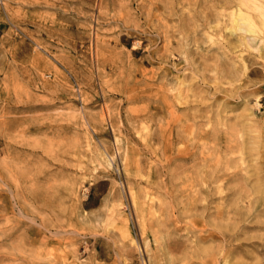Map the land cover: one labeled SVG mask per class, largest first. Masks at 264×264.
<instances>
[{
	"label": "rangeland",
	"instance_id": "374dc122",
	"mask_svg": "<svg viewBox=\"0 0 264 264\" xmlns=\"http://www.w3.org/2000/svg\"><path fill=\"white\" fill-rule=\"evenodd\" d=\"M0 264H264V0H0Z\"/></svg>",
	"mask_w": 264,
	"mask_h": 264
},
{
	"label": "bare ground",
	"instance_id": "6f19581e",
	"mask_svg": "<svg viewBox=\"0 0 264 264\" xmlns=\"http://www.w3.org/2000/svg\"><path fill=\"white\" fill-rule=\"evenodd\" d=\"M252 3V2H251ZM238 16V15H237ZM245 16V15H244ZM241 18H242V16H240ZM248 18V17H247ZM243 19V18H242ZM249 20V19H248ZM250 21V20H249ZM246 23H248V22H246ZM242 25H244V26H240V29H243V30H245V31H249L250 29H248L247 28V25H245V22L244 23H242ZM251 25H254V24H252L251 23ZM251 27V26H250ZM234 30V29H233ZM246 43L248 44V47L249 46H251V45H253L252 43H253V38H251L250 40H247L246 41ZM253 146V145H252ZM218 187V186H217ZM223 233V232H222Z\"/></svg>",
	"mask_w": 264,
	"mask_h": 264
}]
</instances>
